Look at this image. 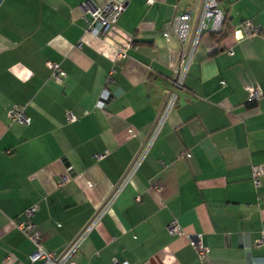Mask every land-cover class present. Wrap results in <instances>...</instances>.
<instances>
[{"label":"crops","instance_id":"obj_1","mask_svg":"<svg viewBox=\"0 0 264 264\" xmlns=\"http://www.w3.org/2000/svg\"><path fill=\"white\" fill-rule=\"evenodd\" d=\"M85 1L110 0H0V264H32L35 245L16 223L32 207L43 246L63 251L116 192L173 88L172 22L195 0H117L125 10L102 35L86 30ZM218 2L223 30L201 37L174 106L78 264H203L195 235L213 264H263L264 174L256 186L252 168L264 166V0ZM246 19L258 35H246ZM19 105L29 124L12 118ZM174 221L182 234L170 232Z\"/></svg>","mask_w":264,"mask_h":264},{"label":"built area","instance_id":"obj_2","mask_svg":"<svg viewBox=\"0 0 264 264\" xmlns=\"http://www.w3.org/2000/svg\"><path fill=\"white\" fill-rule=\"evenodd\" d=\"M147 4H151L154 0H145ZM82 8L89 13L85 14L87 21V31L95 35H102L108 28L117 23L120 16L125 10V3L117 0H110L105 6H90L88 1L82 3ZM226 19L225 10L220 5L218 0H195L194 3L187 9L179 11L173 19L172 26L181 42V58L179 63L173 68L171 77L172 89L167 95V99L163 109L161 110L154 129L150 135L149 140L143 144V147L136 154L132 166L126 175L120 181L116 192L111 195L108 201L95 213L87 225L78 233V235L63 249L62 252L56 253L48 250L43 246V238L41 232L36 229L35 224L31 220V215L35 211L32 207L26 211V217L23 220H17L18 228L24 232L28 238L35 245L34 251L29 255L32 264H78L75 255L88 233L95 229L101 222L106 209L114 203L117 194L125 186L131 175L139 167L143 161L150 144L155 139L161 125L163 124L167 113L174 106L178 93L177 91L184 87L185 78L188 73V68L192 62L196 48L204 34H218L223 30L224 22ZM242 29L248 37L258 35L261 28L255 26L250 19H246L242 23ZM81 44H78L80 47ZM232 53V51H231ZM120 57H125V53H120ZM51 71V76L58 82H62L66 76V71L61 67L60 63L49 60L47 62ZM260 93L256 91L253 98L259 96ZM110 96L109 90L104 89L103 98L108 99ZM12 118L16 121L29 124L31 122L30 116L25 112V106L19 105L13 108L10 112ZM69 121L76 120V115L69 112L67 115ZM104 153H98L96 158H102ZM264 174V166L256 164L252 168V179L256 186L260 185V178ZM160 190V186H156ZM140 200V197H137ZM264 200V197H263ZM170 232L173 234H182L180 225L174 221L170 224ZM200 235L191 237L192 245L198 252L199 260L203 264H213L207 259V248L203 246L200 241ZM263 240L260 239L259 243ZM115 264H121L117 257H113ZM264 264V257H263Z\"/></svg>","mask_w":264,"mask_h":264}]
</instances>
